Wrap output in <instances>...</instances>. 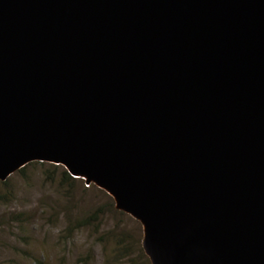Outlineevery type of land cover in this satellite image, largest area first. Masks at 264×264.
Segmentation results:
<instances>
[{"label":"water","instance_id":"obj_1","mask_svg":"<svg viewBox=\"0 0 264 264\" xmlns=\"http://www.w3.org/2000/svg\"><path fill=\"white\" fill-rule=\"evenodd\" d=\"M32 162L149 264H264V0H0V182Z\"/></svg>","mask_w":264,"mask_h":264},{"label":"rangeland","instance_id":"obj_2","mask_svg":"<svg viewBox=\"0 0 264 264\" xmlns=\"http://www.w3.org/2000/svg\"><path fill=\"white\" fill-rule=\"evenodd\" d=\"M63 171L32 162L0 182V264H149L140 224Z\"/></svg>","mask_w":264,"mask_h":264},{"label":"trees","instance_id":"obj_3","mask_svg":"<svg viewBox=\"0 0 264 264\" xmlns=\"http://www.w3.org/2000/svg\"><path fill=\"white\" fill-rule=\"evenodd\" d=\"M39 164H42V163H39ZM54 166V165H53ZM57 167V166H55ZM60 167V166H59ZM63 169V168H62ZM64 170V169H63ZM18 172L22 173L23 172V168L20 169ZM77 179H73L69 176V174L64 170L62 173H61V181L62 183L64 184H68L69 182H74L76 181ZM103 264H114V263H110V262H105Z\"/></svg>","mask_w":264,"mask_h":264}]
</instances>
